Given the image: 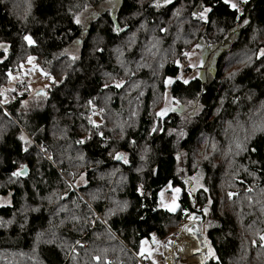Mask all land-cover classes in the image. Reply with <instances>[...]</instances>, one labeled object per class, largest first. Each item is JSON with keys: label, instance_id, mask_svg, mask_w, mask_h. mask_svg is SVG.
<instances>
[{"label": "trees", "instance_id": "trees-1", "mask_svg": "<svg viewBox=\"0 0 264 264\" xmlns=\"http://www.w3.org/2000/svg\"><path fill=\"white\" fill-rule=\"evenodd\" d=\"M103 1L0 0V44L8 47L0 88L28 56L57 81L39 110L23 111L26 94L0 104V201L9 200L0 204V264H139L142 240L164 243L192 214L201 217L218 264H264V57L256 58L264 48V0H248L241 14L223 0H173L160 8L153 0H117L87 25L73 22L83 4ZM201 6L212 8L208 23L192 15ZM198 44L219 50L214 73L185 84L177 79L183 53ZM72 45L74 63L59 55ZM167 78L170 98L195 102L193 114L156 117ZM90 100L99 129L88 123ZM116 152L128 163L114 160ZM21 165L27 174L13 178ZM199 171L202 187L190 194L188 179ZM81 173L86 183L77 186ZM167 185L180 189L174 213L158 207ZM124 202V211L109 212Z\"/></svg>", "mask_w": 264, "mask_h": 264}, {"label": "rangeland", "instance_id": "rangeland-1", "mask_svg": "<svg viewBox=\"0 0 264 264\" xmlns=\"http://www.w3.org/2000/svg\"><path fill=\"white\" fill-rule=\"evenodd\" d=\"M234 2H235V0H234ZM113 4L116 7L117 0H104L101 4H99L95 7H89V6L83 4V8L78 12V14L80 15V18H81V22H82L81 25L82 26L87 25L92 19H94L100 12H102L104 10H113L115 8V7H113ZM80 6H81V4H80ZM93 13H95V15H93ZM0 45L4 46V47H0V61H1L7 54V52H5V47L6 48H8V47L5 44H0ZM198 45H199V47L196 46L195 48H193L189 51V53L192 54L190 57H184V60L187 62V65H189V63H192L194 65V67L188 66V71H186V73H185V79L188 80V79H192V78L196 77V78L200 79L201 81L206 82V81L210 80L213 76L214 61H215L216 55L219 53V50L218 49H214V50L212 49V51H209L210 49L205 48L202 44H198ZM66 49H69L72 53H75L76 55L78 54V45H72L71 47H68ZM7 51H8V49H7ZM60 53H59V55H60ZM35 60L33 61V63L36 65V69H42L38 65V63H36ZM19 65H21V64H19ZM19 65L16 66V69L13 72H11L14 77H19V79L13 80L11 83H9V81L7 79L6 84L0 88V89H7L9 87H12V88H15L16 91L15 92L5 91V95L3 97H0V98L1 99L6 98L7 100H9L14 93H16V94L19 93L18 95L26 94L27 98L25 100H23L24 102H26L25 106L22 107L23 111L24 112H32V111L39 110L43 107V104L45 102V95L38 96L36 93L41 92V91L42 92L47 91L48 88L50 87V81L45 76H42L40 71L33 69L32 65L27 63V60H26V62L22 63L23 69H21L19 67ZM29 69H32V70L29 71ZM180 76H181V74L179 75V77ZM167 79H170L171 81H173L172 78H167ZM22 84H26V87H23ZM45 85H47V87H45ZM169 86H170V84L166 87L165 95H167L169 107L174 109V110L169 111L167 114H169L171 112L187 113V115L193 114L195 112V108H196L195 102H193V103H189V102L179 103V102L172 100L169 96ZM29 88L31 89V91L27 90ZM165 95H164L162 106L160 107V109L158 111H160L162 108L165 107ZM177 104L179 106H177ZM90 118L93 119V121L97 122V123H99V121H100L98 119L97 115H92ZM181 163H182V160H181ZM192 177H197L198 183L196 181L192 180L191 179ZM192 177H190L188 179L190 194H192L195 190L200 189L202 187V182H201L202 173H201V171L197 172ZM78 181L79 180H77L76 183ZM78 185L84 186L85 183L80 182ZM171 187L178 188V187H174V186H171ZM161 193H163V195H161ZM172 195H173V193H172L171 189L169 188V185H167L165 188H163L158 193V204L161 200H163L166 203H170ZM179 195H180V193H179ZM178 200H179V198H178ZM178 200H177V204L179 205ZM8 203H9L8 198H4L0 201V204L5 205ZM159 208L164 210V211H167V209L162 207V206H160ZM167 212H169V211H167ZM169 213H173V212H169ZM182 224L183 223L179 224L176 227V229H174V231L169 235L168 239H170V240H172L174 238H175L174 240L177 239L176 232H177V229ZM167 240L164 243L159 242L158 244L156 242H154L153 239L151 241L150 240H142V241H145V243L143 245V247L146 250L145 256L142 257V256L138 255V257H141V259H143L144 261L148 260V261H151L153 263V260H155L156 264H164V262H165L164 248H165V244H166ZM155 241H157V240H155ZM140 248H141V242L139 243L138 254L140 252ZM166 251L167 250L165 249V254H166ZM148 252L151 253V259L145 258L148 255ZM175 263H177V264H199V263L193 261L192 257L189 254H184L182 257H179L178 261H175Z\"/></svg>", "mask_w": 264, "mask_h": 264}, {"label": "snow or ice", "instance_id": "snow-or-ice-1", "mask_svg": "<svg viewBox=\"0 0 264 264\" xmlns=\"http://www.w3.org/2000/svg\"><path fill=\"white\" fill-rule=\"evenodd\" d=\"M172 2H173V0H153V3H152L151 6L152 7H156V8H160L162 6L171 4ZM223 3L225 5H227L230 9L234 10L237 14H241V7H240V5H246L248 3V0H235V2H234V0H223ZM113 7H115L114 4H113ZM201 7H202V10L194 11L192 15H193L194 18L199 19L200 21H202L204 23H208V14L212 11V8L211 7H203V6H201ZM30 8H31V3L28 2L27 3V8L25 10V17L28 15ZM180 11L181 10H177L176 12H174V15L178 17L179 14H180ZM93 15H95V13H93ZM239 18H240V16L238 15L237 16V19H239ZM73 22L76 23V24H81L82 23L79 14H75L74 15ZM243 23L245 25H247L249 23V21L247 19H244ZM141 26H143V25H141ZM112 30H113V32H116V33H119V32L122 31L121 28H119V27H117L115 25L113 26V29ZM160 31L161 32H165L166 29L165 28H160ZM23 40L26 41L29 46H33L35 44V41L29 35H24L23 36ZM74 43L75 44H79L80 41L77 40ZM0 47H4V46L3 45H0ZM197 47H199V45H197ZM95 51L96 52H101V51H103V49L96 48ZM5 52H7V48L6 47H5ZM60 55L61 56L67 55L68 60L71 61L72 63H74L75 61H77L79 59V56L76 55L75 53H72L69 49H64L60 53ZM121 55H123V53H121ZM183 55L185 57H190L192 54L189 53V52H184ZM261 57H264V48H261L259 50V53L256 56L257 59H260ZM35 59L36 58L33 57V56H28V58H27V63L31 64L33 69H36V65L33 63V61ZM176 63L179 66V61H176ZM68 66L71 67V64H69ZM188 66L189 67H194V65L192 63H189ZM19 67L21 69H23V65L22 64L19 65ZM31 70L32 69H29V71H31ZM36 70L40 71L41 75L42 76H45L51 83H57V81H55L53 79V77L48 72H46L44 69H36ZM6 75L8 77L9 83H11L13 80L19 79V77H14L12 75L11 70H9V72L6 73ZM233 76H235V73L229 74V77L228 78L231 79ZM177 79H183V78L182 77H177ZM171 82L172 81L170 79H165V81H164L165 87H167ZM183 83L187 84L188 83V80L187 79H183ZM122 84H123V81H120V82L114 83L113 86L116 87V88H120L122 86ZM45 87H47V85H45ZM104 87L107 88V87H109V85L108 84H105ZM27 90L28 91H31L30 88L27 89ZM5 91H7V92H15L16 89L15 88H12V87H9L7 89H0V97H3L5 95ZM36 94L38 96L45 95V93L42 92V91L41 92H37ZM6 103H8V100L6 98L5 99H0V104H6ZM189 103H191V102H189ZM25 104H26V102H24V101L21 102V106L22 107H24ZM88 105L93 108L92 114L95 115L96 114L95 107H94L93 102L91 100L88 101ZM177 106H179V105L177 104ZM172 110H174V109H172V108L169 107L168 98H167V95H165V107L162 108L160 111L156 112L155 115H156V117L163 119V117L165 115H167V113L169 111H172ZM99 111L100 112H103L104 110L103 109H100ZM4 114L5 115H8L7 112H5ZM88 123L91 124L92 127H94V128L99 129V127H100V125L96 124L93 120H91V118L88 119ZM155 131H157V127L156 126H154L153 129H152V132H155ZM170 132H171V130H170ZM98 134H100L101 135V138L103 139L102 133H98ZM149 134L151 135V132ZM184 134L185 133L183 132V130H181V131H179L177 133L178 137H181V138L184 136ZM19 139L23 142V144L25 146L30 143V141L23 134H21V136L19 137ZM86 139H90V137H87ZM77 143L78 144H84L85 143V140H83V139L82 140H79V141H77ZM237 148L240 149L241 151L246 150L244 148V146H242L240 144L237 145ZM23 150L24 151H27V147H24ZM40 151L41 152H46L47 150L43 146H40ZM251 151L252 152H255L256 149L255 148H251ZM110 155H111V153H110ZM47 158L49 160H53V157L51 155H48ZM112 158L114 160H117V161H123L124 163H128L127 157L124 154L120 153V152H116L115 155ZM207 158H208L207 156H204V159H207ZM80 159H83V156H81ZM141 159H143V156L141 157ZM253 163H256V161H253ZM26 174H27L26 167L24 165H21L20 168L17 171H14V172L11 173V176L13 178H18V177L24 176ZM191 179L194 180V181H196L198 183L197 177H192ZM80 182L86 183L83 173H81L80 176H79V181L77 182V186H78V184ZM69 187L71 188V187H73V185L72 184H69ZM169 188L171 189V191L173 193L172 198H171V202L170 203H166L163 200H161L159 202V204H158V207L162 206V207L166 208L167 211L174 213L176 211V209L179 207V205L177 204V200L179 198L180 189L179 188H173V187H171V185H169ZM138 191H140V190L138 189ZM204 191L207 192L208 189L207 188H204ZM65 195H67V193ZM161 195H163V193H161ZM232 196H233V193H228L229 199H231ZM210 203H211V200H209V204ZM126 208H127V202H124L123 204L118 205L117 208L110 209L109 212L112 213V214H114L116 211H124ZM32 210L33 211H37V209H32ZM202 211H203V213L205 215H207L209 209H208V207H204L202 209ZM187 218L190 221H198L200 219L198 216H195L194 214L188 215ZM205 227H207V226H205ZM185 230L192 232L194 236H195L196 231H197V229H195V228L185 229ZM153 240L157 244L159 243L158 241H155V237L154 236H153ZM259 241H260V247L261 248H264V234L259 235ZM144 243H145V241H141V248H140V252L138 254V255H140L142 257L145 256V251H146L145 248L143 247ZM204 244L207 247L208 255L206 257H204V259L201 261V264H206V261L209 258H211L212 260H217V264H218V258L215 256V253H214L212 247L208 244L207 239H205ZM252 244L255 246L256 241L255 240L252 241ZM195 251H199V248L195 249ZM145 258L151 259V253L148 252V255ZM94 259L97 260V261H99L100 258L99 257H94ZM153 264H156V261L155 260H153Z\"/></svg>", "mask_w": 264, "mask_h": 264}, {"label": "bare ground", "instance_id": "bare-ground-1", "mask_svg": "<svg viewBox=\"0 0 264 264\" xmlns=\"http://www.w3.org/2000/svg\"><path fill=\"white\" fill-rule=\"evenodd\" d=\"M181 226L177 229L176 232L177 239L174 240L175 239L174 238L166 242L164 251L165 249L167 250L165 254V257L167 256L166 257L167 264H177L175 263V261H178L179 257H182L184 254H189L192 257L193 261L201 264V261L204 259L205 248L202 243L203 235L200 228L201 224L199 225V220L190 221L188 219ZM192 228L197 229L195 236L193 235L192 232L185 230ZM197 248H199V251H195V249Z\"/></svg>", "mask_w": 264, "mask_h": 264}, {"label": "built area", "instance_id": "built-area-1", "mask_svg": "<svg viewBox=\"0 0 264 264\" xmlns=\"http://www.w3.org/2000/svg\"><path fill=\"white\" fill-rule=\"evenodd\" d=\"M241 6H242V5H240V7H241ZM187 68H188L187 62H186L185 60H182L181 63H180V71L182 72L180 77H182L183 79H185V71L187 70ZM183 79H182V80H183ZM22 86H23V87H26V84H22ZM169 240H170V239H168L167 242H168ZM165 246H166V244H165ZM164 255H165V251H164ZM206 256H207V253H206L205 257H206ZM138 263H139V264H153L151 261H148V260L144 261V260L141 259V258L138 259ZM164 264H167L166 257H165V262H164Z\"/></svg>", "mask_w": 264, "mask_h": 264}, {"label": "water", "instance_id": "water-1", "mask_svg": "<svg viewBox=\"0 0 264 264\" xmlns=\"http://www.w3.org/2000/svg\"><path fill=\"white\" fill-rule=\"evenodd\" d=\"M198 216V215H197ZM200 219H199V225L201 224V221H202V219H201V217L200 216H198ZM199 233H200V230H199ZM200 236H201V234H200ZM202 243H203V245H204V248H205V252H204V257H205V255H206V253H207V248H206V246H205V244H204V237L202 236Z\"/></svg>", "mask_w": 264, "mask_h": 264}]
</instances>
